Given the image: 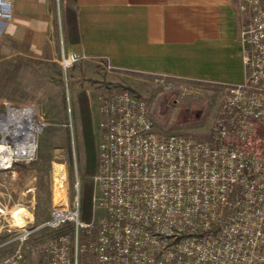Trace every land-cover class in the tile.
<instances>
[{
    "label": "built area",
    "instance_id": "1",
    "mask_svg": "<svg viewBox=\"0 0 264 264\" xmlns=\"http://www.w3.org/2000/svg\"><path fill=\"white\" fill-rule=\"evenodd\" d=\"M239 9L245 73L223 86L208 141L157 133L147 103L131 91L99 95L104 134L92 201L104 215L81 222L76 185L73 205L54 207L42 225L73 229L48 243V264H264V156L244 148L264 125V0H241ZM11 18V0H0V32ZM86 59L61 50L66 85ZM56 187L61 194L62 182Z\"/></svg>",
    "mask_w": 264,
    "mask_h": 264
},
{
    "label": "rangeland",
    "instance_id": "2",
    "mask_svg": "<svg viewBox=\"0 0 264 264\" xmlns=\"http://www.w3.org/2000/svg\"><path fill=\"white\" fill-rule=\"evenodd\" d=\"M74 70L66 85L58 64H32L31 77L12 79L17 85L24 83L25 90L8 88L7 72L1 73L5 78L0 82L6 86L0 87V157L8 156L11 162L0 163V264L49 263L48 243L70 236L73 229L65 225L51 230L42 225L54 207L73 205L76 185L81 222L96 224L104 215L102 208L94 209L92 201L97 169L92 176L85 172L83 102L88 103L97 160L104 134L98 109L101 93L131 91L147 103L157 133L201 141L209 140L225 95L223 86L199 80L128 73L129 80L112 82L105 78L112 70L98 64L92 70L94 75L85 73L80 79ZM250 144L264 155V126L256 129ZM60 182L62 192L58 194ZM89 183L93 210L86 223L82 202ZM24 231L28 232L25 240H14ZM86 239L85 230L80 231L79 244Z\"/></svg>",
    "mask_w": 264,
    "mask_h": 264
},
{
    "label": "crops",
    "instance_id": "3",
    "mask_svg": "<svg viewBox=\"0 0 264 264\" xmlns=\"http://www.w3.org/2000/svg\"><path fill=\"white\" fill-rule=\"evenodd\" d=\"M240 3L11 0V21L0 32V79L7 72L8 88L25 90L24 83L12 79L31 77L32 64H58L64 50L86 55L75 66L79 79L85 73L94 75L97 64H109L112 71L105 78L112 82L127 81L125 76L132 73L237 84L245 73Z\"/></svg>",
    "mask_w": 264,
    "mask_h": 264
},
{
    "label": "trees",
    "instance_id": "4",
    "mask_svg": "<svg viewBox=\"0 0 264 264\" xmlns=\"http://www.w3.org/2000/svg\"><path fill=\"white\" fill-rule=\"evenodd\" d=\"M83 124H84V145H85V154H86V175L92 176L95 173V170L97 169V160H96V153H95V142L94 138L92 136V130H91V121H90V113L88 111V103L83 102ZM264 125H256L254 127L253 133L251 134L250 138L244 145V148L249 151H253L256 154L260 156H264L252 148L250 142L253 139L254 133L257 128L262 127ZM84 200L82 202L83 204V212H84V219L88 223L90 219L92 218V208L90 206V200L92 195V188L90 183L88 185L85 184L84 187Z\"/></svg>",
    "mask_w": 264,
    "mask_h": 264
},
{
    "label": "bare ground",
    "instance_id": "5",
    "mask_svg": "<svg viewBox=\"0 0 264 264\" xmlns=\"http://www.w3.org/2000/svg\"><path fill=\"white\" fill-rule=\"evenodd\" d=\"M11 162L9 157L8 156H1L0 157V163H1V166H5L6 163H9Z\"/></svg>",
    "mask_w": 264,
    "mask_h": 264
}]
</instances>
